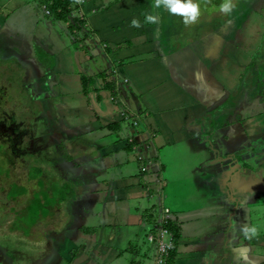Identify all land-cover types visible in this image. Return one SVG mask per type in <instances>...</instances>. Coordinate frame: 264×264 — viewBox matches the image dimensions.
Masks as SVG:
<instances>
[{"label": "crops", "instance_id": "0c3cea01", "mask_svg": "<svg viewBox=\"0 0 264 264\" xmlns=\"http://www.w3.org/2000/svg\"><path fill=\"white\" fill-rule=\"evenodd\" d=\"M63 1L0 0V84L11 85L21 68V94L12 92V99L28 105L24 112L15 106L16 116L32 117L28 152L34 156L54 148L52 163L41 167L43 178L29 173V186L17 188L14 200L21 206L11 211L12 219L7 216L3 223L0 218V264H47L49 259V264H138L144 260L135 245L141 237L147 248L144 264H153L147 229L159 222L164 208L178 227L168 264H264L259 182L264 172V42L259 40L264 21L253 38L250 28L244 27V36L241 25L232 27L238 20L235 9L205 17L204 0H197L200 17L192 25L154 9L153 0H71L67 15L60 17ZM255 10L251 14L259 18ZM149 12L158 16L154 25L143 23ZM132 19L142 26L130 27ZM24 20L28 38L25 27V36L12 27ZM72 20L81 26L71 28ZM31 46L38 51L34 55L27 51ZM135 115L141 124L132 125ZM38 126L48 129V140ZM130 129L148 155L136 154ZM93 137L97 143L90 141ZM57 146L68 155L55 151ZM132 153L137 156L131 158ZM65 158L68 166L61 161ZM199 164L208 171H194ZM212 176L221 180L224 200L216 189L209 194ZM56 184H62L61 191ZM260 190L263 201L249 198ZM56 192L64 199L47 215ZM144 199L150 204L142 211ZM152 199L159 201V211L152 210ZM245 204L244 215H238ZM63 205L70 218L72 206L85 214L73 223L59 221ZM255 205L262 208L260 223L247 216ZM223 211L227 217H221ZM21 216L20 226L14 225ZM69 223L70 231L62 230ZM243 225L255 227L257 234L246 239ZM53 228L58 244L46 239ZM40 252L44 255L37 257Z\"/></svg>", "mask_w": 264, "mask_h": 264}, {"label": "rangeland", "instance_id": "374dc122", "mask_svg": "<svg viewBox=\"0 0 264 264\" xmlns=\"http://www.w3.org/2000/svg\"><path fill=\"white\" fill-rule=\"evenodd\" d=\"M233 2L236 4V7L234 9H235V13L238 14L237 15L238 20L235 19V23L232 24V27H236V25H241L242 26L241 27L242 28V34L244 36L247 35L246 29L250 28L249 34L251 35V33H252V37L255 38L254 36H255L256 26L258 27L259 30H261L262 24L264 21V0H257L256 2L253 0V1L248 2L246 4L244 3L245 0H233ZM221 3H222V0H210V3H208V4H205L203 2L201 4V6L205 11L204 12L205 17L213 19L215 16L223 14L219 11V5ZM254 8L256 9L255 11L258 12L259 18H257L254 14L253 15L251 14L253 12L252 9H254ZM250 14H251V18H249ZM72 16L73 15L71 14L70 17H72ZM19 21H21V19ZM26 21L27 20L22 21L23 24L21 22H19V28L16 25H12V27L15 29H20V32H22V34H24V36H25V30H24V27H25L26 38H28L27 37L28 36V30H27L26 26L24 25ZM75 26H76V22H75V20H72L70 27L74 28ZM261 31L259 33L260 34L259 40L262 41V43H263L264 42V35H262V37H261V33H262ZM260 37H261V39H260ZM72 41L76 42L77 40L72 37ZM260 41H259V43H260ZM86 42H88V40ZM246 43H249V42L246 41ZM27 51L30 55H34L36 52H38L36 50V48L35 47L33 48L32 46H31V51L28 50V48H27ZM258 55H261V52ZM19 63L21 64L22 62L19 61ZM107 63L108 62L104 63L105 66L107 65ZM17 70H18V74L16 75V77L11 78V80H12L11 85L0 84V90H6L3 87L10 88V90H6L8 93L6 91H4L3 93H0V133H3L2 137H0V148H1V146H4V144H5V147H2L3 151L0 150V173L2 174L0 177V179H1L0 180V218L3 219V221H2L3 223L8 221L7 216H9L10 220H11L12 219L11 211L13 209L18 211V208H20V206H21V205H19V203H16V201L14 200L13 197L10 198V195L8 197V195H7L8 191H11L14 186H16L17 188H21V186H19L21 184L23 185V187L29 186V183H28L29 173L33 176H36L38 178V180L42 179L43 178V174H42L43 172L38 173L35 168H37L38 166H40V168L41 167L45 168L46 166L49 167V165L52 163L51 160H53V158H54V154L52 153V151H54V148H52V147L49 149V152H47L46 150H42V151L35 153L34 156L30 152H28L30 149L29 148L30 147L29 136L32 132L27 131V128H29V126H30V120H32V117L31 116L27 117V114L25 115V117L16 116L15 115L16 112L14 110L15 106L19 105V110H22L23 112H24V110H23L24 108L22 106H20V104L18 102L19 98L13 97L14 99H12V95H13L12 92L18 93L19 97L21 94V90H19L18 88L21 84V80H22L24 75L21 73V68L19 66H18ZM260 78L264 79V76L263 77L261 76ZM24 83L25 82H23L22 84H24ZM23 93L26 94L25 92H23ZM28 103L29 102H27V104ZM10 105H12L13 108L10 107ZM129 117H130V115H129ZM131 123H132V125L133 124L134 125L135 124H141L139 118L136 115L133 117V119H131ZM131 123H130V125H131ZM36 124H37L36 122L32 123L31 127L35 128ZM38 127H39L38 130H42V132H44L41 136H43L45 139L48 140L49 139V136L47 134L48 129L44 126H42V127L38 126ZM134 128H136V127H134ZM129 136L133 139L135 138L133 144H135L137 146L136 154L138 156L142 157V156H146L149 154V149L148 150L146 149V145H144V143H142L141 139L138 138V135H135V133H133L132 129H130ZM16 137H18V139ZM37 139L39 140V142H42L43 144H47V141L45 139H39V137ZM90 141L97 143V138L93 137ZM11 143H13V145L17 146V148H15L16 151H18L16 153V156L12 154V147L8 151V144L10 145ZM72 143H75V142H72ZM146 143L149 144L148 140L146 141ZM23 150H24V152H23ZM55 151H61V153H63L65 156L68 155V152L64 146H57L55 148ZM19 152H23V153L19 154ZM136 154L132 153L130 155V157L134 158V156H137ZM31 156H33V157H31ZM170 157L171 156H169V158ZM67 159L68 158L61 159L63 166L67 165L65 163V161ZM74 159H75V157H71L69 159V164L73 163ZM135 160L132 162L135 163ZM134 166L136 168V164H134ZM191 167L192 166L189 165L187 171L190 172ZM184 170L186 171V169H184ZM196 170L202 171V173L208 171L206 166L203 167V166H201V164L194 165V171H196ZM7 171H9V172L6 173ZM14 172H16L20 176V178H21L20 182H16L17 176L15 175ZM112 172L118 173V174L123 173V169H121V170L113 169ZM259 173H260L259 174L260 175L259 182L262 184V187L264 188V172H259ZM39 175H41V176H39ZM55 176H58V174H55ZM220 181L221 180H218L217 177L215 178V176H212V183H211L212 185H211V188L209 190V194L212 195V193L216 192V190H217V192L219 191L220 200H224L225 198L220 196V195H222V192L220 191L221 190ZM195 183H196V185H198L201 182L195 181ZM202 183L205 184V182H202ZM185 185H190V182L185 181ZM55 186H56L57 190H60V191L62 190V184H56ZM189 188L192 191H195V189H196V188H192V185H190ZM183 190L185 191V189H183ZM261 190H263V189H261ZM261 190L258 193L254 194L253 196L249 195V198H256V200H258L259 202L261 200L263 201V199H262L263 197L261 198V196L263 195V191H261ZM208 196L209 195H205L204 199H208ZM253 201H255V200H253ZM144 202H145V206L139 207L140 209H142V211H144V208L148 207L150 204L149 200L144 199ZM167 202H168L167 200L164 201L165 205H167ZM152 203H153V206H155V208L152 210L153 211H159V206H160L159 201L156 199H152ZM32 205L36 206L35 203H32ZM250 205H252V204H250ZM224 206H231V203H229V204L225 203ZM247 206H249V204L248 205L245 204L244 207H238V210H239L238 215H240L241 213H242V215H244V210ZM54 208L55 207L46 208L48 211L47 215L49 214V210L54 209ZM242 208H244V209H242ZM62 209H63L62 215H58V218L61 219L59 221H62L65 219L66 221L71 220L73 223V222H76V220H78L80 217L84 216V214H85L82 207L81 208H78V207L74 208V206H72L71 212H70V214H72V218H70V216L67 214L69 212V210L64 209V205L62 206ZM224 209L225 210L232 209L231 214L233 212H235V209L233 207L232 208L223 207V210ZM162 210H160L161 214H162ZM222 213L224 214V216L223 215L221 216L222 218L227 217L226 211H223ZM261 213H262L261 205H255L253 209L249 208L247 210V216L249 218H252L251 221H254L255 223H260V217L259 216H261ZM21 218H22V216L19 219L18 218L14 219V220H16L14 222V225L20 226L19 221H17V220H20ZM24 220H26V218H24ZM33 220H35V219H33ZM3 223H0V225H3ZM66 224H68V222H66ZM66 224H64L62 226V230L66 229V231L69 232L72 224L69 223L70 227L67 226ZM152 229H153V226L149 223L147 232H149ZM59 231H61V230H59ZM56 233H58L57 228L51 229L50 231L47 232V234H45L46 239L51 240L53 243L58 244L59 239L56 241L57 236H58V234H57V236L55 235ZM61 235H62V231H61ZM32 238L34 239V235ZM35 241H38L37 238L35 239ZM45 244H47V243H45ZM135 245H137V248L140 249L141 256L144 259V260H137V261H139L138 263L144 264V262L145 263L148 262V260L145 259L144 254H143L144 252L147 251L146 250L147 249L146 244L143 241V237H141L140 240L138 239L137 243ZM52 252H53V248L51 249V253ZM43 255H44V253L40 252L37 254V257H42ZM129 257H132V254L129 255ZM133 257H135L134 254H133ZM138 257H140V255H138ZM50 261H51V259H49L47 264H49Z\"/></svg>", "mask_w": 264, "mask_h": 264}, {"label": "clouds", "instance_id": "9594fccd", "mask_svg": "<svg viewBox=\"0 0 264 264\" xmlns=\"http://www.w3.org/2000/svg\"><path fill=\"white\" fill-rule=\"evenodd\" d=\"M204 3H210V0H204ZM152 7L154 9H163L171 15L181 17L185 25L197 23L200 17V3H198L197 0H153ZM235 7L236 4L233 0H222V3L219 5V11L227 15L230 14ZM157 22L158 16L156 14L151 12L145 14L143 21L145 25H154ZM141 26V21L139 19H132L130 22V27L140 28ZM241 232L246 239H251L257 234V229L255 227L243 225L241 227Z\"/></svg>", "mask_w": 264, "mask_h": 264}, {"label": "built area", "instance_id": "2783aa9c", "mask_svg": "<svg viewBox=\"0 0 264 264\" xmlns=\"http://www.w3.org/2000/svg\"><path fill=\"white\" fill-rule=\"evenodd\" d=\"M42 11L49 15L50 11L47 6L42 7ZM132 140H129L131 142ZM170 218V211L167 208L162 210L159 219V227L156 225L146 235L147 243L154 246L153 264H168L170 258V251L172 248V234L163 227Z\"/></svg>", "mask_w": 264, "mask_h": 264}, {"label": "trees", "instance_id": "16d2710c", "mask_svg": "<svg viewBox=\"0 0 264 264\" xmlns=\"http://www.w3.org/2000/svg\"><path fill=\"white\" fill-rule=\"evenodd\" d=\"M70 1L71 0H65V1H63V3L61 2V15H59L60 17H63V16H66L67 15V13L68 12H66L65 13V11L67 10L66 8H67V6L69 5V3H70ZM74 1V0H73ZM55 8H57V7H55ZM54 8V9H55ZM76 22V21H75ZM79 25L81 26V24H80V22H76V26L74 27V29H78V27H79ZM106 86V88L107 89H109V90H113V88H114V84H112V83H108V84H106L105 85ZM25 106V107H24ZM23 107L27 110V108H28V105H23ZM8 146H11V145H8ZM14 147H17V146H14ZM0 150H1V148H0ZM15 153H17L18 151H16V149L15 148H13L12 149ZM36 169V171L38 172V173H42L43 171H42V168H40V167H37V168H35ZM39 176H41V175H39ZM16 186H14L13 188H12V190L9 192V195H10V198L11 197H13V198H15L16 197V195L18 194V192H19V190L17 189V187L15 188ZM55 188H56V186H55ZM64 194V193H63ZM61 195V196H60ZM9 197V196H8ZM59 197H61V198H59ZM62 199H64L63 197H62V194H60L59 192H56V194H54V196L52 197V200H53V202H52V204H48V205H50V207H53V206H56V205H58L59 204V201L60 200H62ZM39 208L40 209H42V207H40L39 206ZM35 217H38V215L37 214H33ZM155 225L157 226V227H159V225H160V223L157 221V222H155ZM163 227H165L171 234H172V248H171V251H170V253H172V254H170V255H172L173 256V254L175 253V250H176V246H177V241H178V235H177V233H178V227H177V225L174 223V222H172V220H170V218H169V220L167 221V223L166 224H163ZM147 242V241H146ZM169 262V261H168Z\"/></svg>", "mask_w": 264, "mask_h": 264}, {"label": "flooded vegetation", "instance_id": "af4514ba", "mask_svg": "<svg viewBox=\"0 0 264 264\" xmlns=\"http://www.w3.org/2000/svg\"><path fill=\"white\" fill-rule=\"evenodd\" d=\"M249 16H250V15H249ZM16 138L18 139V137H16ZM10 145H11L12 148H17V147H14V146H16V145H13V143H11ZM23 152H24V150H23ZM23 152H19V154H22Z\"/></svg>", "mask_w": 264, "mask_h": 264}, {"label": "water", "instance_id": "95a60500", "mask_svg": "<svg viewBox=\"0 0 264 264\" xmlns=\"http://www.w3.org/2000/svg\"><path fill=\"white\" fill-rule=\"evenodd\" d=\"M139 264V263H138Z\"/></svg>", "mask_w": 264, "mask_h": 264}]
</instances>
